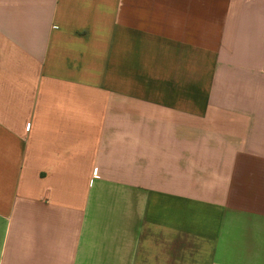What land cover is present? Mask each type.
<instances>
[{
	"label": "crops",
	"instance_id": "1",
	"mask_svg": "<svg viewBox=\"0 0 264 264\" xmlns=\"http://www.w3.org/2000/svg\"><path fill=\"white\" fill-rule=\"evenodd\" d=\"M0 264H264V0H0Z\"/></svg>",
	"mask_w": 264,
	"mask_h": 264
}]
</instances>
